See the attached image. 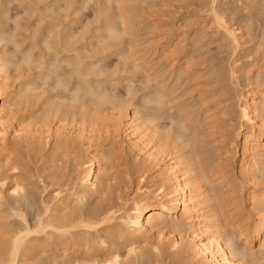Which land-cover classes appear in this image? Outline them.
Listing matches in <instances>:
<instances>
[{
  "label": "bare ground",
  "instance_id": "6f19581e",
  "mask_svg": "<svg viewBox=\"0 0 264 264\" xmlns=\"http://www.w3.org/2000/svg\"><path fill=\"white\" fill-rule=\"evenodd\" d=\"M46 1L47 0H45V2ZM112 1L117 2V6H116L117 14H115L116 17H113L114 18L113 20H117V21H112V19L110 18H109V21H107L108 18H106L107 17L106 15L102 22L105 23V21H107L105 26L108 24L107 25L108 27L106 26V29H105L103 28L104 26L102 25V28L100 26L99 29L100 31H103V29L107 30V32L109 33V36H108L109 40L115 39L117 41V38L119 40L122 39V38L120 39V37H122L120 35L124 36V34H129V33L135 34L137 32L136 31L137 29L135 30L134 29L135 27L134 26L132 27V24L134 25L135 23V22L133 23L132 21H134V18H135L134 16L136 15V12L133 11L135 10L134 9L135 6L133 7V9L132 8L130 9L129 7V10L133 12L129 11L127 7L125 8L124 4L122 3V2H125L124 0L123 1L122 0H112ZM142 2L146 3V2H150V0L149 1L146 0L145 2L144 0H141V3ZM212 3H213V5H211L212 10L214 12L215 20L218 23L219 30L223 32L224 36L227 37L225 38L229 40L232 43L233 47H235V49L237 50V47H239L241 43L240 42L241 36L238 33L239 31L237 32L236 29L231 28L228 25V22L225 21L224 18L218 13V10L215 9L216 0H213ZM52 7L53 6H51V8ZM46 8L47 10L50 9L48 6ZM3 9L0 11L1 17L4 16V13L6 14L5 12L6 10L5 9L3 10ZM106 11H108V9ZM44 12L45 10L43 11V13ZM130 12L131 14H133L132 18H131ZM40 13L42 14V12ZM48 14H50V12ZM52 15L50 16L52 17ZM109 15L108 17H111ZM40 17H43V16L41 15ZM55 19L57 18H54V20ZM56 21L58 22V19L55 20L54 22L56 23ZM40 22H43V21H40ZM55 23L52 25H56L55 27H57V24ZM58 23H60L58 24V26H60L61 21ZM118 26H120L121 29H118L117 28ZM57 28L58 30L59 28L61 29V27H57ZM68 28L69 26L68 27L65 26L64 29L67 30ZM36 30L35 32H38V30L37 31ZM56 30L53 33L55 34V36L51 34V36L53 35L52 37L56 38L55 42H53V40L52 42H50L51 39H48L47 37H45L49 41L47 39L42 38L41 44L43 42L42 45L45 46V49H48V50L54 49L57 55L62 54V52L66 53V55L64 56L63 62H65V64H68L69 67L70 66L72 67L71 69L72 73L70 71V76L68 77H71L70 79L74 78L77 81L76 82L73 80L76 83L75 86L74 84L70 86L74 82L70 83L71 80H69L68 78L67 80L66 79L67 76L65 77V75L63 76V74L61 73H56L55 71L53 72V70L57 66L55 65L54 69L52 68V66L55 64L53 61L52 62L54 64H52L51 62V66H50L49 64L50 62H49L47 63V66L44 67V65L46 64L45 62H43V60H40L41 58L40 59L37 58V60L33 58L34 56H32L31 54H34L33 49L35 50V47L32 49L33 53H31L29 49L31 56L26 55L23 59L21 58L23 63L21 64L18 63L16 59H15L16 60L15 62L13 59V54L5 50L6 49L5 43L7 42L6 40H8V38L10 39L12 35L10 37L6 36L7 31H5V29L0 28V185L4 186L7 183V177L5 174H3V172H1V170L5 169V167L8 166L7 164L9 163V161L11 163L10 159H12L10 156L11 154L6 152L8 148V140H9L8 137L10 135H12V140L17 145H20V144L22 145V143L24 142L25 144L27 143L29 144V140H31L30 143H33L34 141L35 143L34 145L38 144L37 146L39 145L43 146V144H45L46 142V138L48 137V135L52 134L53 139H54V149H66L67 150V149H72L77 144L78 145L84 144L85 146L89 147L90 150H87V152L89 151L87 153V160L83 162V165H84L83 170L77 176V182H76L77 188L72 192V195L70 197L69 196L60 197V194H58L59 196H57L56 198L57 202L55 203L47 202L46 211L48 213H54V216L53 217L48 216L46 218H43V217L39 218L38 227L32 228V227L26 226V227H23V229L17 230V232L13 233L10 236V240L8 241L10 243L9 244L10 250L8 249L9 250L8 255L6 254L8 257L5 255L6 257L3 258L4 255H2L0 257V264H19L20 261L22 262L21 260L22 256L23 258H25L24 256L27 255V253L30 254L31 249L34 246L33 244V246L29 247L30 241L32 239L35 240V237L32 238L30 236L33 233L40 234L42 232L49 236L57 235L59 237L60 244H62V247H63V244L66 245V247L71 244L73 246L75 245V247H76V244H78L79 246V243H77V241L79 240L80 241L83 240L82 241L83 244L87 243V245L88 243H92L93 246L86 245V250L84 253L85 255H88L90 250L93 249L92 247H94L95 245L96 246L101 245V247H98V246L97 247L99 249L101 248L102 250L106 251L102 259L98 260L99 257L96 256L98 254L94 253V251L96 252L97 250L92 251V253H94L95 256H93V254L89 255V258L95 260L96 264H133L132 262L133 258H135V262H136L138 260L137 258L145 257V254H147L145 245L150 244L152 238L154 237L157 238L158 240L157 241L158 243L156 246L158 251L164 252L167 250H172L170 253L171 255H173L175 259L179 260L180 258L181 259L189 258L193 261V264H256V259H255L256 254H260L261 256L264 257V192L260 193L259 189H257V186H254V188L250 190L248 195L250 196V199L252 200L251 205L253 207L252 206L251 207L254 210V212L252 211L253 217L248 222L246 227L240 228V229L236 228L237 230L235 231V228H234L235 226L231 224L230 219H229L230 218L228 215L229 209L227 206V203L229 201L228 196L230 197L232 194H234L233 192H235V190L231 187V182L228 176L229 171H227L226 169L228 168L226 166H229L228 165L229 161L232 159V157H230L229 155L227 156V153L228 154L231 153L230 155L234 156V153L237 150L239 141L242 140L243 155L241 158V170H242L243 175L249 181L254 177L255 172L259 171L260 169L263 170L264 172V94L259 96L258 92L254 89L251 90V92L249 93L239 90V94H237L238 95L237 99L239 102L238 103L240 107L239 111H240V117H241L242 122L238 124L233 123V117H232L233 114H231L232 113L231 109H229L227 106H225V108L223 107V109H220L222 107L220 106L221 105L220 103L223 104V102H225L224 101L225 96H223L224 94L219 93L220 95L218 94V96L220 97H217V98H216L217 94L216 93H215L216 95L214 94L215 101L220 100L221 97L222 98L224 97V100L218 101V103L216 102L214 103V105L210 104V103H213L214 101L210 102L209 104L208 102H206V99L207 98L209 99L213 95V92H211L212 95L210 97L205 96L206 97L205 100L204 98H202V101L200 100V97L198 96L204 93H200L198 96H196L197 97L195 98L196 101L197 99H199L197 103L203 102V103L208 104L206 105L207 107L205 110L206 113H210L212 110H214L215 112L216 111L215 107L218 106V104H220L219 109L221 111L219 112L218 110V112L219 114L220 113L222 114L221 116H219V114H216V112L214 114L210 113L211 115L207 114V118L209 119L207 121L209 122L207 121L206 122L210 124V126H208L210 139L206 142L207 143L206 144L205 140L201 139V136L204 135L203 132L206 129L203 132H198V129L201 128V121L199 125L198 123L199 121L196 118L194 119L193 117L194 120L198 121V122L196 121L192 122L193 124L198 123L197 126L191 123L195 128L191 127V124L189 122L192 119L193 113H195L198 110L194 106L197 103L192 105L194 106L193 108L196 109V111L193 108L192 109L189 108L191 105L188 104V101H185V102L190 106H188L187 104L186 105L182 104V106H180L181 105L180 104L179 106H177L179 109L178 111H176V109L173 110V111H176L174 112V114H176L177 112H181L180 114H178L180 117L175 116V118H178V117L179 118L173 119V116H172L173 114L172 113H171L172 115L170 114V110L172 108L174 109L173 105L175 103L174 102L172 103L171 99L169 98H171L172 93H173L172 91L174 90H171V91H169V89L166 90V87L165 89H162L163 85L162 84L160 85L159 83L161 81H159L158 83L155 82V80L159 77L160 72L159 73L154 72L155 71L154 69L153 72L158 73V77H156L157 76L156 74H155L156 76L153 75L152 69L156 66L155 65L156 63L153 62L154 60H151L152 63L154 64V65L152 64L151 67H150L151 64L149 65L148 63L150 61H145V62H147L146 67L149 66L148 68H151L149 70H151L150 73L152 72V74L150 75L149 72H148L149 74L147 73L148 75L147 77H149V79L147 80H148V83L150 81L155 82L156 84V87L154 90L155 94L153 90L150 89L151 87L154 88L153 87L154 84H153L151 87L149 86L150 87L149 89L154 94V97L153 99L149 97V95L151 96L153 95L152 93L151 94L149 93L148 97L143 95L144 97L143 105H142L143 107L141 108H144L145 104L148 105L150 102V104L152 103L151 105L153 106L155 105L154 107L151 105L150 106L155 108L156 112L153 113V111H155L154 109L151 112L152 114L149 113L150 111L148 112V114H150L148 115V117H143V115L141 114L145 112L146 110L143 111L141 109H138V106H136L135 102L132 103L130 100L127 101L122 98L121 100L119 99L118 101L117 99H115V97L114 99H112L113 96L111 97L109 95H106L108 96L107 98L103 94V92L105 91L107 92V89L106 90L104 89L102 94L100 92L102 91L101 87L102 89L104 88L103 86H100V91L97 90L99 89L98 87H96L97 89H95V86L93 87L92 82L90 81V79H88L90 78V75L94 70L93 71L91 70L92 72L90 71L91 63L87 62V57H86L87 55H85L86 48L84 49V51L81 45L79 48H76L77 46H75L76 45L75 42L77 41L75 40L72 41V38H69V40L67 39L68 37H72V36L67 35V32H65L66 34L60 33L63 31V28L61 31L59 30L57 34L55 33L57 32ZM84 31H87V30L84 29ZM51 32H53V30ZM36 35L37 34H35V36ZM100 35H103V34H100ZM44 36L41 35V37H44ZM84 36H82V41H83ZM86 37L87 35L85 36L84 39H86ZM97 37L101 39L102 36L99 37L97 35ZM38 38L40 40V37ZM38 38H37V41L39 42ZM55 38H52V39H55ZM104 38L105 40L103 42H107L108 41L107 36ZM12 39L15 40L16 38H12ZM100 39H97L98 42ZM8 41H11V40H8ZM19 42L15 41L14 45L18 47L20 44ZM167 42L169 41L163 40L160 42L159 40V42H157L158 44H154V46L153 47L151 46V48L154 50L153 55L161 51V53L165 54V56H162L163 59L165 58L167 62H169V60H171L172 62L173 56L175 57L177 54L176 53L177 50L174 49L175 50L174 51L173 50L174 47L172 48V45L170 44V42L169 43ZM33 43L35 44L34 40H33ZM72 43H75V45H73ZM110 43L108 44V46H105V48L104 46H102L103 51L100 48V50L102 51L100 52L102 54L104 53L105 50H107V48L110 49L111 46L113 47V45ZM36 45H40V42L39 44H36ZM109 45L111 46L109 47ZM114 45H117L116 42ZM135 45H136L135 47L131 46V48L128 49V52L130 53V54L128 53L130 55L129 58L132 60L134 67H137V68L140 67V69L141 68L144 69L145 62L143 64V58L144 56L146 58V55L144 54L147 52V50L144 53L142 49L137 48L138 46L137 44ZM21 46H22V43L19 47ZM140 47H143V46H140ZM160 48L162 49L160 50ZM52 51L53 50H51L50 52ZM69 52H71L72 54L74 53V56L68 55ZM40 54L42 53L40 52ZM131 60L129 61V64H132L130 63ZM175 61L173 60L174 63H172V65H175V63L177 62ZM167 62H164V63H167ZM186 62L187 63L185 65H188L189 60H187ZM24 64L25 66H28V68H30L29 69L30 71H31L30 66H32V68L38 67L39 68V71L37 73L39 75L38 78L39 77L42 78L45 84L46 82L47 84L50 83L49 79H52L51 78L52 72L53 74L56 73L55 74L56 76L55 87L57 85L61 89V91L64 90L65 93L66 91H69V93H71L70 97H71V101L73 105H75L74 102L75 103L77 102V105L75 106L78 107V103H79L78 108L73 106L72 108L74 110H72L71 108V110L68 109L67 111V109H65V111H63L64 110V109L62 110L63 104L60 103V101L59 102L56 100L50 101L51 100L50 99L45 102V105L47 108L46 109L44 108L43 111L41 110L43 114L42 113L37 114L38 118L40 117L41 114L43 115V116L41 115V118H40L41 120L37 119V122L38 120H40L44 126H46V122L47 123L49 122L50 125L51 123H54L55 127L53 126L54 127L53 131L52 129H45V128L44 130L43 129L44 126L43 127H33V126L30 127V124L27 123L29 122L28 121L29 118L27 117H26L27 120L26 119L25 121L17 120L18 123L13 125V123H15L14 120H16V116H17L16 114L17 106L16 105H19L21 102L29 101L30 94H33V92L36 90L35 88L36 86H34L33 85L34 83H32L31 81L29 82L28 81L27 82L17 81L19 77L22 75V73L20 72V69L22 65ZM33 64L34 65L36 64V65L33 67ZM25 66L22 69H24ZM169 66L171 69L172 66L171 65ZM96 67H99V64ZM188 67L189 65L185 69L187 70ZM92 68L93 67H91V69ZM100 69H97V72H99L98 70ZM97 72L96 71L94 72L96 73L95 75L101 74V71L99 73ZM152 75L155 76L156 78L155 79L153 78V80H150V76L152 77ZM98 77L99 76L97 75V78ZM192 77H195V76H192ZM218 78L217 80L220 79L222 81V77L219 79ZM194 79L196 80V77ZM220 80H219V84H222L223 82L220 83ZM213 82H215L214 84H217L216 81H213ZM16 83H18L19 86H17ZM164 83L163 84L166 85L165 80H164ZM143 84L145 83L143 82ZM192 89H194V87ZM167 91L170 92V96H169V92ZM189 91L191 92L190 89ZM62 93L64 94V92ZM128 93L130 95V93L132 94V91ZM145 97L147 99H152V100L150 101L148 100L149 101L148 102L147 99H145ZM66 98H69V96ZM177 100H173V101L176 102ZM183 100H181L182 103H184ZM113 102H115L116 105H114ZM117 102H119V104H117ZM88 103L93 106L100 107V108H102L104 105L106 106V104L107 105L110 104V106L112 107V110H114L113 112L115 113L113 114V116H111L112 118L110 117L109 120H106L103 122V125H104L103 128L96 129V127L98 128V124H96L97 119H98L96 113L93 112V114L89 116L88 118L86 114V109L88 108L86 106L88 105ZM168 106L170 108L169 110H166ZM162 107L165 109H163ZM145 109L147 108L145 107ZM148 110L150 109L148 108ZM161 110L162 111L166 110L165 111L166 113H168L167 111H169L168 115L162 116L164 111L162 112ZM159 111L162 112V114ZM199 111L201 112L204 110H199ZM200 112L198 114H200ZM202 114L198 115L199 119L200 117L202 118L201 116ZM48 116H50L52 120L50 118H47ZM166 116L168 117L171 116L170 117L171 125L170 127H168L169 125L168 126L166 125L167 130L164 129L165 126L160 125L163 122L162 118L163 120H166L167 118ZM198 116L196 117L198 118ZM42 117H45V118L42 119ZM49 119L51 122L49 121ZM88 120L93 121V123L89 124ZM187 121H188V124H187ZM39 122L37 123L38 125L41 124ZM204 123L205 122H203V124ZM172 124L176 126L174 133H170L174 130V128L171 127ZM189 124L192 129H190V127L188 126ZM111 125H113V127H116L117 125L118 129L122 130L123 143L125 144V147L129 150V152H131L134 155V161H135L134 164L138 166V167L137 166L135 167L134 165V168L137 169L140 167L142 168L144 166L146 169L144 170L145 172L140 174L139 183L143 182L144 180H149V183L138 188V190H136V193L138 191L139 192L137 193L136 196L126 198L125 200L121 202L123 205L122 206L123 212H121V214L118 216H117V212L119 211V208L117 209L116 207L115 209L114 206L116 205H113V202H112L114 201L113 198H110L111 200L108 206L104 205L106 206V208L101 205V207L95 210L92 209V211L91 210L83 211L80 208L74 207L73 209L75 210H71L69 212L66 210V208L67 206H70L69 201L72 202V200L74 199V197L72 198V196H76L78 200L82 202L88 196V194H90V192L92 191L104 192L105 190L106 191L108 190L112 192L114 189L120 190L121 188L120 182H113V181H116L118 176H115V177L113 176V178H110L111 172H109L107 164L105 165L104 161L102 164V159L104 158V155L101 152L102 151L101 147L100 148L98 147L100 146L99 145L100 143L101 145H103L102 135L104 134V137L106 135L107 136L106 140H108L107 138L111 135V134L109 135V133H112L111 131L115 129V128L112 129ZM68 126H70L69 130H68ZM197 127H200V128H197ZM169 128L171 129V131ZM204 128H207V127H204ZM109 129L110 130L112 129V130L110 131ZM96 131L100 133H97ZM188 131H191V132L193 131L191 133V136H189ZM206 133L208 134V131ZM186 134L188 135L184 136ZM44 139H45V142L43 141ZM95 141H98L99 144ZM93 142L97 143V145L95 144L94 146H92ZM103 143H105V141ZM224 143H226V146H224L225 145ZM208 144H213V147L211 148L213 149L212 150L213 152H210L211 154L207 153L208 150L206 151L205 149V147ZM227 146L228 148H226ZM228 157L230 158V160H228ZM106 161L107 160H105V162ZM137 170H135V172H137ZM146 171L150 172L151 174L148 176ZM131 177L132 176H130L129 174L127 179L130 180L132 179ZM21 183L22 182H19V180H15L11 187L12 191L15 193H18L22 190L26 191V189L23 187ZM119 192L117 193V196H116V203L118 202L117 204H119L120 200H122L123 191L120 193ZM106 221L107 223H110V222L112 223L113 221H115L113 222V224L110 223L111 225L109 227L105 228V229L108 228V230H110V232L112 233L111 235L112 237L114 236L118 239L124 238L126 240V245L124 246L126 252L124 254L122 250L119 248V246L118 248H116L113 245L114 243H112L111 245L113 246L112 248L109 245L108 241H106V238L104 236H103L104 238L102 236H100V238L99 236L96 237L98 238L97 240L94 239L95 236L93 237V239H91L88 236L89 234H91L90 233L91 231L88 232L87 230H91V229L96 230L97 228H99L98 227L99 224L101 225V223L103 222L106 223ZM78 228H81L82 230L81 234L83 233L80 236V239L77 240L75 238V241H76V243L74 241L75 244L74 243L68 244V242H73L72 240L74 239L73 238L74 232ZM165 233H166V236H165ZM57 236H56L57 238L56 241L58 240ZM70 237H72L73 239L70 240ZM108 240L111 241L110 239ZM256 243L258 244V249L254 250V245ZM60 244H58L57 246H60ZM89 246H92L91 249H89ZM34 247H33V250H34ZM29 248H30V251H29ZM94 249H97V248L95 247ZM65 253L66 251L64 250V254ZM72 254L73 253H70L69 254L70 256L69 255L68 256L71 257ZM65 257H64V260H66ZM61 259H63V257H61ZM71 260L66 261V262H63L62 260V263L60 262V264H73V263L75 264V261L77 262V260H75L72 263ZM57 262L59 261H56V264H59Z\"/></svg>",
  "mask_w": 264,
  "mask_h": 264
},
{
  "label": "rangeland",
  "instance_id": "374dc122",
  "mask_svg": "<svg viewBox=\"0 0 264 264\" xmlns=\"http://www.w3.org/2000/svg\"><path fill=\"white\" fill-rule=\"evenodd\" d=\"M124 1L125 2H122V3L124 4L125 8L126 7L128 8V10H129V7L130 9L131 8L133 9V7L135 6L134 7L135 10L133 11L136 12V15L134 16L135 18H134V21L132 22L133 23L135 22L136 24L135 23L134 25L132 24V27L134 26L135 27L134 29L135 30L137 29L136 30L137 32L135 34H132V33L124 34V36L120 35L122 36L120 37V39L121 38L122 39L119 40L117 38V41H116L115 39L113 40L112 38H111L112 40H109V37H108L109 33L107 32V30L103 29V31H100L99 29L100 26L102 28V25L104 26L103 28L106 29V26L108 24L106 26L105 24L107 23V21H109V18L112 19V21H117V20H113L114 19L113 17H116L115 14H117V9H116L117 2L116 1H112V0H89V1L88 0H47L45 2V0H39V1L37 0H25V1L24 0H20V1L19 0L18 1L17 0H1L0 1V11L4 8L6 10L5 11L6 14L4 13L5 17L2 16L3 18L0 15L1 17L0 22L2 21L0 23V26H1L0 28L5 29V31H7L6 36L10 37L11 35L12 36L14 35L13 37L12 36L11 37L16 38L14 40L10 37V39L8 38V40H11V41H8V40H6L7 42L5 41L6 42L5 50L9 51V53H12L14 61L16 62L17 60V62L20 64L23 63L22 59L26 55H30L33 52L34 54H31L32 56H34L33 58H35L36 60L37 58L38 59L41 58L40 60H43V62H45L46 65H44V67H46L47 63L49 62L51 66V62L53 61L55 64L52 62V64H54L52 68L54 69V66L57 65L55 68L56 70L55 69L53 70L50 67L53 70V72L55 71L56 73L63 74V76L65 75V77L67 76L66 79L68 78L69 80H71L70 83H72L76 81L74 78L70 79L71 77H68L70 76V71L72 73V70H71L72 67L71 66L69 67L68 64H65V62H63L64 56L66 55V53L62 52V54H59L61 56H59L56 54V51H54V49H51L53 51L50 52L51 50L45 49V46L42 45L43 42L41 44L42 38L44 39L48 38V39H51L50 42H52V40L53 42H55L56 38L52 37L53 35L55 36V34L53 33L57 27H61V29L59 28L60 31L63 28V31L60 32L61 34H64L65 32H67V35L72 36V37H68L67 38L68 40L69 38H72V41L74 40L77 41L75 42L76 45L75 43H72L73 45L77 46L76 48H79L80 45L81 47H83L82 48L83 51L86 48L85 55H87L86 56L87 62L92 64V65L90 64V71L94 70L93 72L91 71L92 77L89 74L90 78L88 79H90V81L92 82L93 87L95 86V89H97L96 87L99 88L97 89L98 91H100V86L104 87L103 89L101 87V90H102L100 91L101 94L104 91V89L105 90L107 89V92L106 91L103 92L105 97L108 98V96L106 95H109L111 97L113 96L112 99H114L115 97V99H117L118 101L119 99L121 100L122 98L127 101L130 100L132 103L135 102L136 106H138V109H141L143 111L146 110L145 112L142 111L143 113L140 112L142 113L141 115H143V117H148V115H150L148 114V112L150 111L149 113H151L155 109L153 108L155 105L153 106L151 105L152 103L150 104L149 102L150 100L153 99L154 94H155L154 92L155 87H156L155 82L158 83L159 81H161L162 83L159 82L160 85L162 84L164 86V87L162 86V89H165L166 87V90L168 89L169 91L174 90L172 91L173 93H172L171 98H169L171 99L172 103L173 102L175 103L173 105L174 109L172 108L171 109L172 111L170 110V114L171 113L173 114V115L171 114L173 116V119H178L180 117L178 114H180L181 112H177L176 113L177 115L174 114V112L179 110L177 106H179L180 104H181L180 106H182V104L186 105L187 103L185 101H188V104L192 106L199 101V99H197L196 101L195 98H197L196 96H198L200 93H204L198 96L200 97V100L202 101V98H204L205 100V98L207 96L210 97L212 95L211 92H213V95H212L213 97L211 96L210 97L211 99L210 98L206 99V102H208V104L214 101L213 103H210L214 105V103L216 102L218 103V101L224 100V97L223 98L221 97L220 100L215 101L214 97L216 94H217L216 98L220 97L218 96L219 93L224 94L223 95L225 96L224 101L228 103L227 104L223 102V104L225 103L226 105L225 104L223 105L222 103H220L221 105L218 104V106L215 107L216 114H219V112L221 111L220 109H223V107L225 108V106H227L232 111L231 114H233L232 116L233 123L235 124L241 123L242 121H241L240 111H239L240 107H239V104H238L239 102L237 99L238 97L237 94H239V90L249 93L251 92V90L254 89L258 92L259 96L264 94V0H216L215 9L218 10V13L224 18L225 21L228 22V25L231 28L236 29L237 32L239 31L238 33L241 36L240 38L241 43L239 47H237V50L235 49V47H233L232 43L226 39L227 37L224 36L223 32L219 30V26L215 20L214 12L211 6L213 5L212 3L213 0H150V2H146V3H143V2L141 3V0L140 1L139 0H124ZM145 1L146 0H144V2ZM45 6L46 7L48 6L52 12L50 11V9H48L49 10L48 11ZM51 6L53 7L51 8ZM43 9L45 10L44 13L46 15L43 13L44 11ZM107 9L108 11H106ZM40 12H42V14ZM49 12L50 14H48ZM131 12H130V15L132 18L133 14H131ZM41 15L43 17H40ZM50 15H52V17ZM106 15H107L106 18H108V20L105 21L104 23L102 21L104 20V17ZM108 15L111 17H108ZM54 18H57L58 22L61 21V25L63 24L64 26L63 25H62L63 27L61 25L58 26V24L60 23H58L57 21L55 23L54 21L57 19L54 20ZM40 21H43V22H40ZM16 23H18L20 26ZM54 23L57 24V27H55L56 25H52ZM14 24H16L17 26ZM65 26L66 27L69 26L68 28L69 30L67 29L68 31L64 29ZM22 27L23 29L24 28L26 29L23 30ZM117 28L121 29L120 26H118ZM36 29L38 30V32H35ZM84 29L87 31H84ZM50 30L51 31L53 30V32H51ZM59 30L57 28L56 30L57 32L55 33L57 34ZM34 32L35 34H37L36 36ZM51 34L53 35L51 36ZM100 34H103L104 36ZM41 35L42 36L45 35V36L41 37ZM84 35L85 36L87 35L86 39H84L85 38ZM97 35L99 37L102 36L101 39L98 38ZM105 35L108 38L107 42L110 41L111 43L110 42L109 43L113 45V47L109 45V47L110 46L111 47L110 49L107 48V50H105L104 48L105 46H108L109 43L103 42L105 40L104 37H106ZM82 36H84L83 41H82ZM38 37H40V40ZM37 38L40 42V45H36V44H39V42L37 41ZM52 38H55V39H52ZM97 39H100L99 42ZM33 40L35 44L33 43ZM159 40L160 42L163 40L169 41L170 44L172 45V48L174 47L173 50L174 49L177 50L176 51L177 54L175 53L176 56L175 57L173 56V59L171 57L172 62L171 60L167 62L165 58L163 59L162 56H165V54L161 53V51L153 55L154 50L151 48V46L153 47L154 44H158L157 42H159ZM15 41H18V42L20 41L19 46L21 45V43H22V46L17 47L16 45H14ZM113 42L114 44L116 42L117 45H114ZM135 44H137L138 45L137 48L142 49L144 53L147 50V52L144 54L146 55V58L144 56L143 64L145 61H150L148 63L149 65L151 64L150 65L151 67L153 64L151 60H154L153 62L156 63L155 64L156 66L155 67L153 66L154 68L152 69V72L154 69H155L154 72H158V73L160 72L159 73L160 79L158 77V73L153 72V75L156 74L157 76L156 75L155 76L158 77L156 79L157 81L156 80L155 82L150 81V80H153V78L154 79L156 78L155 76L152 75V77L150 76V80H149L150 82L148 83L147 79H149V77H147L148 76L147 73L148 72L150 73L151 70L149 69L151 68H148L149 66L146 67L147 62H145L144 64L145 65L144 67L146 68L147 72L145 68L140 69V67L139 68L134 67L132 60L129 58L130 53L128 52V49L131 48V46L135 47L136 46ZM102 46H104L103 49L105 50L103 54L101 53L103 51ZM140 46H143V47H140ZM34 47H35V50L33 49ZM100 48L102 51L100 50ZM32 49H33V52H32ZM161 49L162 48H160V50ZM40 52L42 54H40ZM36 55H38L39 57ZM68 55L74 56V53L72 54L71 52H69ZM130 60H131L130 63L132 64H129ZM173 60L177 61V62L175 61L176 62L175 65H172V63H174ZM187 60H189L188 62L189 67L186 70L185 68L188 66V65H185L187 63L186 62ZM164 62H167V63H164ZM97 63L99 64V67H96L98 65ZM35 65L33 64V67ZM169 65L172 66L171 69ZM24 66L25 64L22 65V67L20 66L21 67L20 72L22 73L23 76L21 75L22 76V77L20 76L21 79L19 77L17 81L19 82L31 81L32 83H34L33 85L36 86L35 87L36 92L34 91L33 94H30V100L28 99L29 101L21 102L19 105H16L17 106L16 108L17 116H16V120H14L15 123H13V125L18 123L19 120L25 121V119L27 120V118L30 119L32 117L30 120L28 119L29 122H27L30 124V127L31 126L43 127L44 125L41 123L40 118H41V115L43 114L42 111L44 110V108L45 109L47 108L45 105V102L50 99H51L50 101H53V100H56L58 102L60 101V103L63 104V106L61 104L62 110L64 109L63 111H65V109H67V111L68 109L71 110L73 106L77 105V102L75 103L74 101L73 102L75 105H73L71 101V97H70L71 93H69V91H66L65 93V91L64 90L61 91V89L57 85L55 87V82H56L55 74L56 73L53 74L52 72L53 75L50 73L52 79H49L50 83L47 84L46 82L47 84L46 85L43 82L42 78L40 77L38 78L39 76L37 74L39 71L38 67L32 68V66H30L31 67V71H30L29 70L30 68H28V66H25V68L22 69ZM91 67H93L94 69L93 68L91 69ZM182 67L184 70L182 69ZM97 69H100L98 70L99 72L101 71V74H97L99 76L98 78H97V75H95L96 73H94L95 71L97 72ZM152 72L150 73V75L152 74ZM192 76H195L197 81L194 79L195 77H192ZM218 76L219 78L222 77V81L218 78ZM216 77L220 80V83L222 82L223 83L219 84V80H217ZM101 78L102 80L103 79L104 80L102 81ZM96 79L97 81L98 80L99 81L97 82ZM164 80L166 82V85H164L165 84ZM213 81H216L217 84H214L215 82ZM99 82L102 84H100ZM143 82L145 84H143ZM16 84L17 86H19L18 83ZM73 84L75 86L76 83L74 82L70 86H72ZM152 85L154 88L151 87ZM193 87L194 89H192ZM195 87L197 88V90ZM149 88L153 90L154 94ZM189 89L191 90V92L189 91ZM130 90L132 91V94L130 93L129 95L128 92H131ZM62 92H64V94ZM149 93L150 94L152 93L153 95L151 96L149 95ZM143 95L146 97H148L149 95V97L152 99H147L145 97L147 101L149 100L148 101L149 104L147 103L149 106L145 104L144 108H141L143 107L142 106L143 99H144ZM65 96L66 97L69 96V98H66ZM169 96H170V92H169ZM180 96H182L183 98ZM173 100H177L179 104L177 101L176 103ZM181 100H183L184 103H182ZM115 102H113L114 105H116ZM202 103H197L196 104L197 106L194 105L198 109L197 110L198 112L196 111V109L193 108L194 106L191 107L190 105L187 104L188 106H190L189 108L191 109L193 108L196 111L195 113H193L192 119L190 118L191 121L189 120L188 121L191 124L192 122L196 121L194 120L196 118L199 121V122L196 121L199 123V125L201 121V128L203 130L200 127H197V128H200L198 129V132H203L206 129L203 132L204 133L203 136L205 137L201 136V139L205 140V143H206L210 139L209 127H208L210 126V124L207 123L209 122L207 121L209 120L207 118V114L211 115L210 113L214 114L215 112L214 110H212L210 113H206L205 111L207 108L206 105L208 104L203 103L205 104L203 105ZM117 104H119V102H117ZM150 105L153 107H151ZM219 105L222 106L220 109H219L220 107ZM78 107H79V103H78ZM86 107H88L86 109V114L88 118L89 116L93 114V112L96 113L97 115L98 119H97L96 124H98V128L96 127V129L103 128L104 127L103 122L106 120H109L110 117L113 116V114L115 113L113 112L114 110H112V107L110 106V104L108 105L106 104V106L104 105L102 108H100V107L93 106L88 103ZM145 107L147 109H145ZM148 108L150 110H148ZM169 108L170 107L168 106L166 110H169ZM175 109L176 111H173ZM72 110L74 109L72 108ZM199 110H204V111H201L204 114H202ZM154 112H156V109L155 111H153V113ZM162 112L160 113L162 114ZM164 112L162 116L168 115L169 113V111H167L168 113L165 112V114ZM199 112L200 114H202L201 115L202 118L200 117V119L198 116L200 115L198 114ZM39 113H42V114L38 118L37 114ZM195 115L198 116V118ZM221 115L222 114L220 113L219 116ZM175 116L176 117L179 116V117L175 118ZM166 117H167L166 120H163L162 118V121L163 122L165 121V122L164 123L162 122V124H160L161 126H165L164 129H166V125L167 126L169 125L168 127H170L171 125L170 124L171 116L169 117L166 116ZM44 118L45 117H42V119ZM47 118L51 119L50 116H48ZM37 119H40L38 120V122L40 121L39 123L41 124L39 125L37 124L38 123ZM33 120L34 121L36 120L35 122L37 123H35ZM188 121H187V124H188ZM30 122L33 124H31ZM203 122H205L206 124L205 123L203 124ZM88 123L92 124L93 121L88 120ZM52 124L54 123H51L50 125L49 122L48 123L46 122V126H44L43 129L44 128L52 129L53 131L55 124L54 125ZM190 124L188 125L189 127H190ZM192 124H191V127H194L193 125L197 126L196 123L193 125ZM111 126L110 127L112 129L113 128L115 129L114 130L111 129L112 131L109 129L112 132V133H109V135L110 134L111 135L107 138L109 141L106 140L107 136L105 135L104 137V134H103L102 135L103 145H101V143L99 144L98 141H95V142H97L100 145L98 147L99 148L101 147V150H102L101 152L104 155V158H106V159L104 158L102 159V164H103V161L105 165L107 164L109 172H111L110 178H113V176L114 177L118 176L116 181H113V182H120V187H121L120 190L114 189L112 192L108 190L107 191L105 190L104 192L92 191L90 192V194H88V196L82 202H80L76 196H72V198L74 197V199L73 200L71 199L72 202L69 201L70 206H67L66 208L67 211L70 212L71 210H75L73 209L74 207L80 208L83 211H87V210L92 211V209L95 210L101 207V205L108 206L110 204V200H111L110 198H113L114 201L112 202H113V205H116L114 206L115 209L116 207L117 209L119 208V211L117 212V216H118L121 214V212H123L122 210L123 205L121 202L125 200L126 198L136 196L137 193L139 192L138 191L136 193V190H138V188L142 187L143 185H146L149 183V180H144L143 182L139 183V176L140 174L145 172L144 170L146 169L144 166L142 168L139 166L140 168H137L138 170L134 168V165L135 167L137 166L136 164H134L135 162L134 155L131 152H129V150L125 147V144L123 143L122 130L118 129L117 125H116L117 128L113 127V125ZM174 126L175 125L172 124L171 127L174 128V130L170 133L175 132L176 126L175 127ZM202 126L207 127V128H204ZM191 127L190 129H192ZM69 128L70 126H68V130ZM207 131H208V134L206 133ZM188 132H189V136H191V133L193 131L192 132L188 131ZM97 133H100V132H97ZM187 135L188 134L184 136H187ZM8 139H9L8 148L6 152L11 154L10 156L12 159H10L11 163L9 161V163L7 164L8 166H6L5 169L1 170V172H3V174H5L7 177V183L4 186L0 185V257L4 255L3 258H5L8 255V252L10 250L9 249L10 243L8 241L10 240V236L13 233L17 232V230L23 229V227H26V226H29L32 228L38 227L39 218H42V217L46 218L48 216L50 217L54 216V213H48L46 211L47 202H50V203L57 202L56 198L57 196H59L58 194H60V197H63V196L70 197L72 195V192L77 188V185H76L77 176L83 170V166H84L83 162L87 160V153L89 152V151L87 152V150H90L89 147L85 146L84 144L83 145L77 144L72 149H67V150L66 149H54V139H53L52 134L48 135V137L46 138V142H45V139L43 140L45 142V144L42 143L43 146H40V145L37 146L38 144L34 145L35 144L34 141L33 143H30L31 140H29V144L28 143L25 144L24 142L22 143V145L21 144L17 145L12 140V135H10ZM104 141L105 143H103ZM95 142H93L92 146H94L95 144L97 145V143ZM224 144H225L224 146H226V143ZM212 147H213V144H208L205 147L206 151L208 150L207 153L213 152L212 151L213 149H211ZM226 148H228V146ZM235 153H234V156L230 155L231 153L230 154L227 153V156L229 155L230 157H232V159L230 160V158L228 157V160L230 161H229V164L227 163L229 166H226L228 167L226 169L227 171H229L228 176L231 182V187L235 190V192H233L234 194H232L230 197L228 196L229 201L227 203V206L229 209L228 215L230 217L229 218L230 222L231 224H233V226H235L234 228L236 231L237 229L246 227L248 222L253 217L252 211L254 212V210L252 209L253 206L251 205L252 200L250 199V196L248 194L250 190L254 188V186H257V189H259L260 193L264 192V172L263 170L258 169L259 171L254 173V177L248 181L246 177L243 175L242 170H241V158L243 155L242 140L239 141V144H238V147ZM105 160L107 161L105 162ZM135 170H137V172H135ZM146 173L148 174V176L151 174L150 172H147V171ZM129 174L130 176H132L131 177L132 179L130 180L127 179ZM15 180H19V182H22L21 184L26 189V191L22 190L18 193L13 192L11 187ZM119 191L120 192L123 191L122 200H120V203L117 204L118 202L116 203V196ZM104 207L106 208V206ZM113 222L112 223L110 222V223L113 224ZM110 223H107L106 221V223L103 222L101 223V225L99 224L98 225L99 228L96 229L97 232L94 229L87 230L88 232L91 231L90 232L91 234H89L88 236L91 239H93V237L95 236L94 239L96 240L98 239L96 237L99 236L100 238V236L102 237L104 236L110 246L112 245V243H114L113 245L116 248H118L119 246V248L122 250L124 254L126 252L125 247H124L126 245V240L124 238L118 239L114 236L113 237L111 236L112 233L110 232V230H108V228L105 229L106 227H109L111 225ZM76 231L74 232V236H73L74 239L70 237V240L73 239L72 240L73 242H68V244L74 243L75 238L79 240L80 236L83 234V233L81 234L82 232L81 228H78ZM56 236L57 235L49 236V235L44 234L43 232L40 234L33 233L30 237L32 238L35 237V240L31 238L32 240L29 243V247L33 246L34 244L35 246V247L33 246L34 250L32 247L30 251V248H29L30 254L27 253V255L24 256L25 258H23L22 256V259H21L22 262L20 261L19 264H56V261H59L57 263L60 264V262L62 263V260L63 262H66V261H70L71 258H72L71 260L72 263L75 260H77V262L75 261V264H96V261L93 259H90L89 255L93 254V256H95L94 253H96L98 254L96 256L99 257L98 258L99 260V259H102V257L104 256L106 252L105 250L98 248V247H101V245L100 246L97 245L98 247L96 245L92 247L93 246L92 243H88V245H92V246H89V249H91V247L93 249L90 250L91 253L89 252L88 255H85L84 253L86 250L87 243L83 244L82 239H81L82 241L80 240L77 241V243H79V246L78 244H76V247H75V245L73 246L71 244V245H68L70 247L69 248L68 246L66 247V245L64 244L62 247V244H60L58 236H57L58 237L57 241L59 243L56 241L57 239ZM165 236H166V233H165ZM108 239H110L111 241H109ZM157 241H158L157 238L155 237L152 238L150 244L145 245L146 251H147V254H145V257L137 258L138 260L136 262H135V258H133V261H132L133 264H193V261L189 258H183V259L180 258L179 260L175 259L173 255H171L170 253L172 250H167L164 252L158 251L156 248L157 243H158ZM58 244H60V246H57ZM95 247L97 249H94ZM111 247L113 248V246ZM63 248L66 251L65 254L69 252L67 255L64 254ZM66 249H68L69 251ZM257 249H258V244L256 243L254 245V250H257ZM94 250H97V251L95 252ZM92 251H94V253H92ZM70 253H73L71 257H69ZM61 257H63V259H61ZM64 257L66 258V260H64ZM255 259H256V264H264V257L261 256L260 254H256Z\"/></svg>",
  "mask_w": 264,
  "mask_h": 264
}]
</instances>
